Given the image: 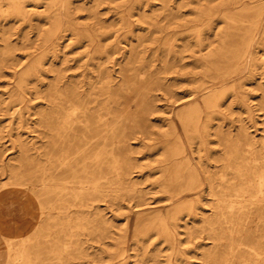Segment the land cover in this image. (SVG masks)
<instances>
[{"label":"rangeland","instance_id":"obj_1","mask_svg":"<svg viewBox=\"0 0 264 264\" xmlns=\"http://www.w3.org/2000/svg\"><path fill=\"white\" fill-rule=\"evenodd\" d=\"M23 1L28 11L23 17L9 10L0 11V152L4 166L0 169V188L8 179L6 162L17 164L9 160L17 156L19 142L29 148L33 157L21 166L23 177L35 181L36 186L15 185L0 191V228L13 223V216L21 219L29 213V217L37 196L45 205L40 219L41 237H53L64 250L59 259L48 264H210L204 253L217 248L247 258V262L236 264H264L262 202L230 208L226 201L219 206L216 197L223 193L217 188L214 196L205 194L202 201L182 209L172 219L170 193L158 181L165 151L163 136H172V125L183 135L176 111L189 104L186 98L200 84L197 78L204 68L200 56L210 53L214 55V64L233 68L232 55L249 27L248 18L256 16L257 11L264 16V5L252 0H241L235 5L230 4L232 0ZM5 4L1 9L6 8ZM243 6L249 8V14L243 17L247 20L236 22L237 30L228 36L233 24L227 17ZM71 22L97 34L106 49H95L87 38H77L69 27ZM55 24L58 29L54 39L46 42L45 37ZM159 25L166 26L173 35L171 51L166 50L168 41L162 42ZM194 25L196 29H190ZM258 41L254 49L257 62L242 72V90L247 93L249 108L240 98H225L224 105L230 101V107L225 108L224 114L214 116L206 148L201 146L199 153L194 154L196 159L201 155L203 163L211 165L206 169L219 171L222 166L220 161L216 162L224 145L219 142L218 132L238 136L240 130H245L257 146L264 140V64H259L260 59L264 60L262 32ZM38 56L42 57L41 70L29 79L27 87L31 94L27 97L31 100L27 107L23 104L24 122L19 124L18 114L5 111V101L13 88L14 72ZM192 74H196V79ZM108 76L109 102L114 96L111 90L126 79L138 81L145 76L151 82L150 110L140 118L141 128L130 135L125 148L131 166L129 181L124 186L132 193L121 189L117 192L114 185L109 186V198L94 203L97 214L82 213L77 201L68 195L65 200L73 205L53 208V196L46 194L40 184L50 165L43 150L47 138L45 129L37 122L38 113L47 108L48 91L57 79L67 90L86 99L100 92ZM35 90L41 92V97H35ZM114 142L109 140V150L116 149ZM69 151L71 155L75 146ZM70 157L58 169V176L68 180L73 177L74 166ZM112 163L109 160V180L113 176ZM179 184L184 185L185 181ZM158 214L168 216L166 228L174 234L173 241L159 228ZM80 225L83 228L75 231ZM2 234L4 256L8 243Z\"/></svg>","mask_w":264,"mask_h":264},{"label":"bare ground","instance_id":"obj_2","mask_svg":"<svg viewBox=\"0 0 264 264\" xmlns=\"http://www.w3.org/2000/svg\"><path fill=\"white\" fill-rule=\"evenodd\" d=\"M6 1L0 0V11L9 10L22 15V17L27 14L28 11L24 9L23 0ZM239 1L241 0H232L230 4L235 5ZM252 1H256L259 6L264 5V0ZM4 4L6 8L1 9ZM67 8V4H65V11ZM207 14L211 15L212 13L207 12ZM248 14L249 8L243 6L239 12L227 17L233 24L232 28L227 31L228 36L237 30L235 23L247 20L243 17ZM248 21L249 27L242 34L241 43L232 55L235 61L233 68H226L221 63L214 64V55L210 53L200 56L204 61L203 72L199 73V78H197L200 84H197L186 98L189 104L176 111L183 135H180L172 125V136H163L162 142L165 151L160 160L158 181L170 193L169 201L172 203L171 207L174 208L170 216L172 219H175L182 209L193 207L196 202L202 201L205 194L214 196V190L217 188L223 193L221 197H216L219 206L225 204L226 201L230 208L246 207L253 202H262V206H264V140L257 146L245 130H240L238 136L218 132L219 142L222 141L224 144L221 156L216 160V162L222 163L219 171L206 169L205 166L210 164L207 161L203 163L201 155H198L197 159L194 156L196 151L199 153L201 146L205 149L208 144L207 137L210 136L211 120L216 115L224 114L225 108L230 107V101L224 105L227 96L234 99L240 98L249 108L245 99L247 93L242 90L244 85L242 72L244 73L258 60L255 57L254 49L255 45L259 43V34L261 32L264 34V16L261 17L257 11L256 16L248 18ZM69 27L74 30L77 38H87L89 44L95 49H106L100 44L101 41L97 34L80 28L72 22L69 23ZM192 28L196 29V26L194 25L190 29ZM57 29L58 24H55L47 33L46 42L53 41ZM167 29L166 26L159 25L162 42L168 41L166 50L171 51L173 35ZM197 43L200 47L199 35H197ZM217 56L225 57L218 53ZM259 64H264V60L260 59ZM41 65L42 57H34L30 62H25L18 72H14L13 88L5 101V111L12 110L13 113L18 114L19 124L24 122L22 106L25 104L27 107V102L31 100L27 97L31 94L27 87L29 79L41 70ZM196 77V74H192L193 79ZM60 82L57 79L52 84V88L48 91L47 108L38 113L37 122L45 129L47 138L43 150L50 165V169L44 172L40 184L46 194L53 196L50 202L53 208L56 205L58 208H68L73 205L72 202H66L65 198L68 195L77 201L76 204L82 213L93 211L94 214H97L98 207L94 203L109 198V186L114 185V190L117 192L121 189L132 193L124 186V183L129 181L131 166L125 148L130 135L141 128L140 118L150 110L148 95L151 82L145 76L138 81L126 79L120 87L111 90V94L114 96L110 102L109 76L100 92L86 99L74 91L67 90ZM40 93L35 90V97H39ZM79 125L81 129H79ZM109 140L115 141L116 149L109 150ZM21 143H18L17 156L9 160H13L17 164L6 162L8 179L0 191L15 185L32 184L34 188L36 186L35 181L25 180L23 177L21 166L33 157L29 153V148ZM74 146L75 151L70 155L71 151L69 150H72ZM68 156H71L70 158L74 161V166L71 167L73 177L70 180L58 176L59 166ZM193 158L196 162L192 161ZM109 160L113 162L112 166L114 167L110 180ZM1 161L0 152V169H4ZM214 167L217 166L214 165ZM181 181H185V184L180 185ZM206 191L208 193H205ZM189 193L193 194L192 198H187ZM35 197L36 199L32 203V213L29 217L27 216L29 213H26L21 222L20 228L25 233L14 231L11 234H2L8 247L6 254L2 255L4 258L1 264H37L38 262L48 264L53 259H59L60 254L64 252L53 237L48 239L41 237L40 230L43 222L40 219L45 205L43 201L38 200L37 196ZM26 208L30 209L28 206ZM36 209L40 211L35 212ZM156 218L159 220V228L164 230L166 236L172 240L174 234L166 228L168 216L158 214ZM79 228H83V226H76L74 230L77 231ZM47 244L49 247L46 246ZM121 253L122 250L119 255ZM204 255L210 264L247 262L244 255L236 254L231 250L224 253L219 248L211 252L207 251ZM256 255L260 256L261 254L256 253ZM260 260L258 258V261ZM261 261L264 263V260Z\"/></svg>","mask_w":264,"mask_h":264},{"label":"crops","instance_id":"obj_3","mask_svg":"<svg viewBox=\"0 0 264 264\" xmlns=\"http://www.w3.org/2000/svg\"><path fill=\"white\" fill-rule=\"evenodd\" d=\"M11 219H13L11 222H13V223H11V224H9V225H7L8 223H6V225H2V228H0V232H2V233H13L14 231L16 232V231H18V232H20V231H22L23 229H21L20 227L22 226L21 225V222L23 221V218H21V219H17V218H15L14 216H13V218H11ZM8 222H10V221H8ZM4 229V230H3ZM23 232V231H22ZM2 254H3V252H2V247H1V241H0V264H1V262H2V260H3V258H2Z\"/></svg>","mask_w":264,"mask_h":264}]
</instances>
